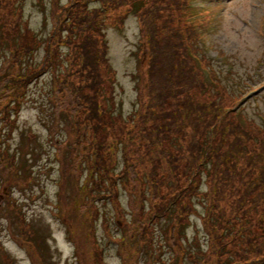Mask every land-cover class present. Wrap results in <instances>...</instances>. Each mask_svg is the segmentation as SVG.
Masks as SVG:
<instances>
[{"label": "trees", "instance_id": "trees-1", "mask_svg": "<svg viewBox=\"0 0 264 264\" xmlns=\"http://www.w3.org/2000/svg\"><path fill=\"white\" fill-rule=\"evenodd\" d=\"M89 1L59 3L51 0L53 26L47 39L52 48L45 50L38 61V51L45 45L44 37L31 32L18 0H5L7 16L0 20V59H3L0 62V89L4 90L0 93V103H3L0 119H4L3 124H13L14 120L8 119L10 110L29 93L30 85L40 73L50 70L54 88L47 89L49 80L43 83L44 92H52L48 97L50 111L46 113L50 120L49 139H52L60 158H67L61 164L63 171L69 174L73 193L78 192L84 200L90 194L92 200L101 202L113 197L118 180L127 178L136 190L135 201L130 194V205L134 217H137L135 223L140 225V239H144L146 231H152L153 223L159 225L160 219H166L169 213L172 221L165 230L166 239L176 247L174 259L179 264H264V235L257 236L258 229L255 228L264 222V218L257 221L264 216V188L254 182L256 174H247L246 185L228 186L230 192H224L225 179L240 173L234 170L230 175L224 167L230 157L232 141L226 150L219 149L220 143L210 139L204 123L200 132V124L194 116L183 118L177 128L180 133L174 132V135H170V124L165 122V114L173 108L191 111L185 104L188 91L183 89L181 80L191 77V70H185L179 59L185 42V35L175 19L176 12L182 9L179 0H96L100 4L88 10ZM129 14L138 19L141 59L136 70L130 73L136 83L132 86L137 91L136 107L123 114L119 108L121 105L115 101L116 73L106 55L104 29L108 23H116ZM60 45H71L73 51L69 55L67 51L62 53ZM60 55L69 56L68 63H63ZM189 79L190 87H195L194 80ZM171 87L176 92L175 101L171 99ZM32 99L39 107L43 106L36 97L32 96ZM162 101L164 107L159 108ZM60 131L62 136L59 138L57 133ZM25 135L27 139L41 142L35 133ZM235 148L240 147L235 143ZM42 152L49 153L42 149L37 155L35 152L29 157L23 154L20 162L30 168L37 167L39 158L44 157L48 162L47 157H41ZM8 154V150L6 154L1 152V160L8 156L7 170L1 171V178L16 167L13 159L15 162L17 155ZM117 155L122 162L119 170H116ZM28 160H33L34 165L30 166ZM36 169H28L22 178H32L33 183L39 181ZM86 170L87 182L82 183L81 174ZM200 170L205 171L209 180L206 191L199 190L201 177L198 182L197 176ZM104 183L107 189L103 191ZM145 187L149 195L144 192ZM236 189L239 193L237 199L228 200L231 191ZM196 195L201 196L199 209L193 201ZM223 200L225 202L220 205ZM11 208L7 207L10 215ZM122 210L120 207L119 212ZM192 212L199 216L206 233V245L199 248V238L194 237L191 241L195 248H178L174 233L179 232L183 240L185 233L182 231ZM23 220L28 221L25 216ZM95 222L94 217L93 232ZM119 223L125 228L130 226L126 219H120ZM28 224L29 227L23 225L20 228L22 233L31 230V222ZM146 238L152 244L151 235ZM224 242L228 246L254 248H221L223 245L220 244ZM155 249L158 248L146 251L150 258L145 264H168L163 254ZM0 257L8 264H16L7 253L0 252Z\"/></svg>", "mask_w": 264, "mask_h": 264}, {"label": "rangeland", "instance_id": "rangeland-1", "mask_svg": "<svg viewBox=\"0 0 264 264\" xmlns=\"http://www.w3.org/2000/svg\"><path fill=\"white\" fill-rule=\"evenodd\" d=\"M18 1L22 7L23 18L29 22L31 32L33 31L38 37H44L45 45L38 51V61H40L44 55L43 52L52 48L50 40L47 39L53 26L52 16L50 17L51 0ZM0 2V20H2L7 16V9L5 0H0ZM96 4L98 3L90 2V6ZM236 7L239 14L247 18L249 23L242 25L239 20L231 17V20H234L233 25H226L224 34L217 33L213 36L214 45L217 48H220L218 44L224 47L221 48L222 50L226 46H229L226 50L233 48V52L239 53L240 58L244 59L246 64H251L263 46L259 31L260 21L263 19L264 0H247ZM231 26L234 28L231 29ZM104 31L108 45L107 57L111 67L116 70L118 82L122 86L120 89L117 84L116 91L118 93L115 101L121 105L119 108L125 114L136 107L134 98L137 96V91L132 88L136 83L129 76V72L136 70L137 62L141 59L138 47L141 33L138 19L135 16L128 17L122 28H117L109 23ZM11 34L13 35V33ZM59 50L62 53L67 51L68 55L73 51L71 45L66 47L60 45ZM2 61L1 58L0 62ZM68 61L69 56H64L63 63H68ZM7 70H9L8 67ZM13 70L17 71L16 68ZM51 75L53 76L50 70L40 73L30 85V91L24 95L23 101L15 105L14 108L17 110H10L9 118L15 121L11 131L8 130V125H3L4 119H0V154L1 152L6 154L8 150L10 154L13 152L18 157L14 162L16 167L8 171L4 178L0 177V243L3 246L2 249L0 248V252L7 253L16 264H145V260L150 258L146 251L150 248H158L155 250L157 253L163 254L168 264H179L174 259L175 253H177L176 247L166 239L165 230L172 221V216L169 213L166 219H160L159 225L152 224V231L148 232V236L151 235L152 244L147 242L146 236L144 239H140V225L135 223L137 217H134L130 205V194L135 201L136 190L131 187L127 178L123 181L118 180L113 197L101 202L92 200L90 194L84 200L78 192H72L69 174L63 171L64 167L61 164L67 158H60L56 146L51 142L52 139H49L50 120L46 117V113L48 114L50 111L48 97L52 92H44L46 87L43 83L49 80L47 89L54 88ZM138 80H141L140 76ZM1 92L4 90L0 89ZM32 96L36 97L38 102L43 103V106L39 107L34 99L31 100ZM2 105L3 103H0V110ZM27 133L28 135L30 133L37 134L41 142L27 139L25 135ZM57 134L60 138L62 131ZM63 144L64 142L60 145L59 150ZM34 146L37 147L34 148ZM42 149L49 151L48 154L41 153V157L45 156L49 161L47 162L44 157L39 158L36 166L40 168L33 166V160H28L30 166H33L31 168L20 162L23 159V154L29 157L35 152L37 155ZM55 155L58 156L57 160ZM4 165L0 158V173L6 169ZM121 166L122 162L117 155L116 170H119ZM28 169L32 171L36 169L39 181L33 183L32 178H22L23 173ZM200 171H202L203 177L201 188L205 190L207 188L206 174L204 170ZM87 173L86 170L84 174H81L82 183L87 182ZM104 189H107L106 183L102 185V190L104 191ZM144 192L149 195L147 187L144 188ZM115 198H117L118 205ZM12 203L16 204L15 210L24 213L31 222L32 228L25 235L19 233L18 228L11 222L13 214H8L7 207ZM144 203L147 207V199L144 200ZM120 207H123L122 212H119ZM195 207L199 209L198 205ZM92 217L96 218L93 234L89 230V223H91L89 220ZM188 218L187 222L189 223L182 231V234L185 233V236L182 235L185 248H195L191 241L194 237L199 238V248H204L206 233L202 228L199 216L192 212ZM120 219L128 220L130 226L122 227L119 223ZM186 237L191 242H188ZM27 238H31L38 248H29L26 243ZM220 245H223L221 248H254L228 246L225 245V242ZM99 257L101 258L97 259ZM41 259L44 261L42 262ZM4 263L8 264L0 257V264ZM153 264H158V262Z\"/></svg>", "mask_w": 264, "mask_h": 264}]
</instances>
